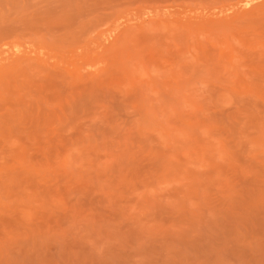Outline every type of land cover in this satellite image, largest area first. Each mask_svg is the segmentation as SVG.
<instances>
[{
	"label": "rangeland",
	"instance_id": "1",
	"mask_svg": "<svg viewBox=\"0 0 264 264\" xmlns=\"http://www.w3.org/2000/svg\"><path fill=\"white\" fill-rule=\"evenodd\" d=\"M0 64V264H264V0H0Z\"/></svg>",
	"mask_w": 264,
	"mask_h": 264
},
{
	"label": "bare ground",
	"instance_id": "2",
	"mask_svg": "<svg viewBox=\"0 0 264 264\" xmlns=\"http://www.w3.org/2000/svg\"><path fill=\"white\" fill-rule=\"evenodd\" d=\"M27 55V54H26ZM10 60V59H9ZM1 65V64H0Z\"/></svg>",
	"mask_w": 264,
	"mask_h": 264
}]
</instances>
